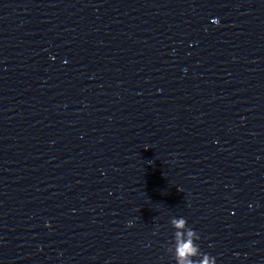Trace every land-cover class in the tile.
Listing matches in <instances>:
<instances>
[{
  "label": "clouds",
  "instance_id": "clouds-1",
  "mask_svg": "<svg viewBox=\"0 0 264 264\" xmlns=\"http://www.w3.org/2000/svg\"><path fill=\"white\" fill-rule=\"evenodd\" d=\"M184 225L185 220L183 219L174 221V226L178 229L183 228ZM176 235L179 241L176 250L177 264H209L208 258H205L204 261H193L189 259V257L195 256L197 254V248L193 245L191 240V237L194 235L191 230L187 233L189 239L186 241L182 239L183 233L177 232Z\"/></svg>",
  "mask_w": 264,
  "mask_h": 264
}]
</instances>
